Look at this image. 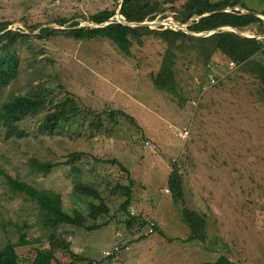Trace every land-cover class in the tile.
Here are the masks:
<instances>
[{
    "label": "rangeland",
    "instance_id": "rangeland-1",
    "mask_svg": "<svg viewBox=\"0 0 264 264\" xmlns=\"http://www.w3.org/2000/svg\"><path fill=\"white\" fill-rule=\"evenodd\" d=\"M242 1L253 11L264 8L261 0ZM120 2L0 0V22L10 21V29L23 32L39 26L33 33L44 26L64 27L57 23L60 18L69 19L67 25H94L90 15L104 9H116L114 17L120 18ZM166 13L165 23L162 17L146 21L162 22L164 27L173 23L190 33L186 24L178 25L173 10L167 8ZM155 24L151 27H158ZM222 29L264 38L256 25ZM165 50L166 44L152 36L142 45L134 44L129 55L105 38L52 35L17 43L19 73L3 89L0 105L11 93H25L47 82L55 99L70 92L89 117L101 119L96 129L90 126L92 118L79 116L53 136L37 134L42 114L21 121L26 135L5 138L0 129V247L18 242V227L28 223L22 231L29 243L16 247L22 264H32L35 249L49 243L37 221L38 206L11 190L3 173L61 193L63 208L70 214L89 207L74 196L80 181L93 182L108 204V214L86 219L87 226L101 224L95 229L59 225V235L70 241L74 254L60 248L50 264H110L104 252L115 243L120 245L116 264H201L222 255L229 264H264V101L258 82L239 70V64L228 66L220 54L212 56L209 63L218 65L208 71L198 53L178 51L177 97L153 84L152 74L158 72ZM74 151L83 152L74 162L77 172L64 163ZM31 157L60 164L48 174H37ZM175 164L183 177L184 203L179 205L167 190ZM118 185H131L128 212L123 191L112 193ZM182 203L206 218L204 241L188 240L191 230L179 213ZM129 213L139 217L130 227Z\"/></svg>",
    "mask_w": 264,
    "mask_h": 264
},
{
    "label": "trees",
    "instance_id": "trees-1",
    "mask_svg": "<svg viewBox=\"0 0 264 264\" xmlns=\"http://www.w3.org/2000/svg\"><path fill=\"white\" fill-rule=\"evenodd\" d=\"M261 1L264 2V0ZM120 5L119 13L125 20L138 23L154 20L157 17L166 18L168 16L166 9L170 8L174 11V17L182 23L193 18L186 26L190 33L185 32L184 29L164 27L163 25L158 27L129 25L114 17L116 9H104L91 14L89 19L94 25L80 26L79 21H73L67 25L69 19L60 18L57 19V23L64 27L44 26L37 33H33L39 27L37 25L30 26L29 32H23L9 29L11 22L3 21L0 22V95L19 73L20 58L17 52V43L21 40L25 39L26 42L34 37L44 39L52 35H62L75 40L105 38L112 41L123 53L129 55L134 44L142 45L146 36H152L166 44L159 70L156 74H152L153 84L157 89L180 97L175 65V58L179 56L178 51L198 53L208 71L210 70L209 62L216 53L222 55V58L239 64V70L252 75L258 82V95L264 101V38L244 36L234 30L222 29L224 26H230L239 30L250 25H256L258 34L263 35L264 18L258 14L264 15V8L261 11H255L257 14L243 12L242 9L253 10L242 0H121ZM235 7H239V9H235ZM214 30L215 32L207 36L194 35V33ZM54 92L51 83L41 82L31 86L25 93H11L0 105V129L5 130V138L26 135V132L21 129L20 123L30 116L42 114L36 132L40 135L49 136L57 134L63 125L72 123L79 116L89 117L88 109H82L70 92L65 93V96L60 99H55ZM89 118H92L90 119V126L100 129L101 119H97V116L96 118ZM82 155V151L71 152L64 163L71 165V169L77 172L79 169L74 165V162L80 160ZM112 161L116 162L115 159ZM29 163L32 170L37 174H48L60 164L50 160L42 161L36 157H31ZM3 174L5 182L11 190L23 193L38 206L37 221L45 230V239L49 246L35 249L32 264H50L52 260L56 259V251L60 248L69 249L74 254L69 248L70 241L59 235L60 224L86 226L92 230L101 224L94 223L87 226L85 224L86 219L89 217L97 220L109 212L108 204L93 182L80 181L75 184L74 196L87 201L89 207H87L86 212L76 208L74 213L70 214L63 208L61 193L39 189L31 183L19 180L7 173ZM167 186L175 204L179 205L180 202H183V177L176 164L173 165L168 176ZM117 188H120L127 196L123 208L128 212L127 208L131 202V185H118L112 193ZM180 206L179 213L191 230L188 240L204 241L207 236V221L204 215L189 209L185 205ZM128 215L131 218L127 221L129 227L134 222L138 223L136 221L138 216L131 213ZM141 222L143 225L147 224L143 218ZM28 227L29 224L26 222L22 227H18L21 232L18 242L7 241L0 247V264H22L16 247L29 243L26 233L22 231V228L27 229ZM35 241L40 242L41 238H36ZM230 262L226 256L222 255L216 261H207L201 264H229Z\"/></svg>",
    "mask_w": 264,
    "mask_h": 264
},
{
    "label": "built area",
    "instance_id": "built-area-1",
    "mask_svg": "<svg viewBox=\"0 0 264 264\" xmlns=\"http://www.w3.org/2000/svg\"><path fill=\"white\" fill-rule=\"evenodd\" d=\"M174 26H176V25H173V23H170L169 24V27H171V28H176ZM216 64L218 65V63H209V65H208L209 69L210 68H214L216 66ZM226 64L228 66H231V67H234L236 65V63L234 61H231V60H227L226 61ZM209 76H210L209 77L210 80H214L213 74L210 73ZM146 144L148 146H150V147H154V144L151 143L150 141H147ZM153 226H154V224L150 228V231L151 232L153 231ZM119 251H120V246H119V244L115 243L114 246H113V248L111 250L104 252V255L110 258L111 264H116V260H117L116 258H117V255L119 254Z\"/></svg>",
    "mask_w": 264,
    "mask_h": 264
},
{
    "label": "water",
    "instance_id": "water-1",
    "mask_svg": "<svg viewBox=\"0 0 264 264\" xmlns=\"http://www.w3.org/2000/svg\"><path fill=\"white\" fill-rule=\"evenodd\" d=\"M121 8V5L119 6V9ZM227 10V9H226ZM243 12H252V13H255V14H257L255 11H250V10H247V9H245V11H243ZM122 18H123V16L122 15H120ZM258 16H260V17H262V18H264V15H262V14H258ZM119 18V17H117V20L118 21H121V22H123V23H126V24H129V25H147V26H150L151 27V25H153V24H155V22H152L151 23V21H143V22H128V21H126L125 20V18ZM192 19L193 18H191L188 22H186V23H182V22H179L178 23V25H180V26H182L183 28H184V26H186L188 23H190L191 21H192ZM124 20V21H123ZM166 21H168V18H165L164 19V23L166 22ZM164 23L162 24V22L160 23V22H157L156 21V24H155V26L157 25V26H160V25H164ZM186 24V25H185ZM224 27H230V26H224ZM9 28V27H8ZM230 28H232V27H230ZM10 29V28H9ZM232 29H234V28H232ZM185 30V29H184ZM213 32H215V30L214 31H208V32H201V33H196L197 35H210V34H212ZM264 35V34H263Z\"/></svg>",
    "mask_w": 264,
    "mask_h": 264
},
{
    "label": "clouds",
    "instance_id": "clouds-1",
    "mask_svg": "<svg viewBox=\"0 0 264 264\" xmlns=\"http://www.w3.org/2000/svg\"><path fill=\"white\" fill-rule=\"evenodd\" d=\"M120 246V245H119Z\"/></svg>",
    "mask_w": 264,
    "mask_h": 264
}]
</instances>
